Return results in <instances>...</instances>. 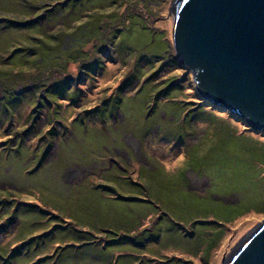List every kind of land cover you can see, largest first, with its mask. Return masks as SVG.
I'll use <instances>...</instances> for the list:
<instances>
[{
    "label": "rangeland",
    "instance_id": "1",
    "mask_svg": "<svg viewBox=\"0 0 264 264\" xmlns=\"http://www.w3.org/2000/svg\"><path fill=\"white\" fill-rule=\"evenodd\" d=\"M40 1L0 0V264H222L264 221V132L201 97L174 0Z\"/></svg>",
    "mask_w": 264,
    "mask_h": 264
},
{
    "label": "water",
    "instance_id": "2",
    "mask_svg": "<svg viewBox=\"0 0 264 264\" xmlns=\"http://www.w3.org/2000/svg\"><path fill=\"white\" fill-rule=\"evenodd\" d=\"M172 43L201 97L264 132V0H174ZM222 264H264V221Z\"/></svg>",
    "mask_w": 264,
    "mask_h": 264
},
{
    "label": "flooded vegetation",
    "instance_id": "3",
    "mask_svg": "<svg viewBox=\"0 0 264 264\" xmlns=\"http://www.w3.org/2000/svg\"><path fill=\"white\" fill-rule=\"evenodd\" d=\"M43 1H45V2H43ZM51 0H41L40 1V4H39V9L41 8V6L42 5H45V4H47L48 2H50ZM79 10H81V8L79 9ZM76 10H73V11H71V14L73 15V14H76ZM49 12H48V9H46V13H45V15H43V14H40V18H39V21H42V23H44L43 21H45L46 20V17L49 15L48 14ZM49 35H50V33H49ZM60 39H61V37H59ZM54 43V42H53ZM64 43L65 44H67V43H72L73 45H75L76 43H75V39H72V38H70V39H66L65 41H64ZM102 50L103 49H101V54H102ZM55 52H57V55H58V57H56V59L57 60H59V62L60 63H64V60L61 58V56H62V54H61V52H62V50H61V46L59 47V44L57 45V47H55V48H52V51H51V53L50 54H54ZM68 54H69V50H68ZM41 62H43L44 63V60L43 61H41ZM52 62H53V60H52ZM59 62H58V64H59ZM78 69V71L79 70H81V71H83L84 72V76H83V78L84 77H86L87 79H89V77H88V75H87V72H88V68H86V67H83V68H77ZM78 74V73H77ZM77 74H73V75H77ZM85 78V79H86ZM66 80H67V85L64 87L63 86V81H61L60 83H58L59 84V86H63L65 89L66 88H68L69 89V87H68V83H69V80H70V77H68V78H66ZM66 80H64V84H65V81ZM53 88L55 87L54 85H53V83H52V85H51ZM73 87V86H72ZM75 87H76V89H75V91H76V96H77V98L79 99V95H80V92H78V89H80L79 87V85L77 86L76 84H75ZM50 88V87H49ZM35 89V87L33 86V85H31V89H30V91H31V93L33 92V90ZM54 89H56V88H54ZM56 91V90H55ZM64 97L63 95H60V97ZM60 99V98H59ZM62 100V99H61ZM49 105L51 106V107H49ZM46 107L48 108V110L49 109H53L54 108V104L53 103H50V102H48L47 103V105H46ZM48 112V111H47ZM32 114V113H31ZM35 120H36V118H35ZM48 125H49V121H47V127H48ZM32 127V126H31ZM30 127V128H31ZM47 127L45 128V129H47ZM44 129V130H45ZM48 129H50V128H48ZM44 130L42 129H40V125L38 124H35V122H34V126H33V129H32V135L30 134L29 136H27V134H29L27 131H19L18 133H20L19 134V136H22V138L24 139V138H27L28 137V139H33V141H35V140H37V138L41 135V137L42 136H44L45 135V133H44ZM26 136V137H25ZM40 139V138H39ZM10 140V139H9ZM15 156H20V154H15ZM1 188H3V189H5V185H4V183H3V181H0V189ZM1 202V201H0Z\"/></svg>",
    "mask_w": 264,
    "mask_h": 264
},
{
    "label": "bare ground",
    "instance_id": "4",
    "mask_svg": "<svg viewBox=\"0 0 264 264\" xmlns=\"http://www.w3.org/2000/svg\"><path fill=\"white\" fill-rule=\"evenodd\" d=\"M173 16H175V11L173 12ZM110 52H108V54H109ZM202 183H203V181H201V180H199V179H197V178H193V185H197V184H199L200 186H202Z\"/></svg>",
    "mask_w": 264,
    "mask_h": 264
},
{
    "label": "clouds",
    "instance_id": "5",
    "mask_svg": "<svg viewBox=\"0 0 264 264\" xmlns=\"http://www.w3.org/2000/svg\"><path fill=\"white\" fill-rule=\"evenodd\" d=\"M176 163H177V164H183V163H184L183 157H181L180 160L177 161Z\"/></svg>",
    "mask_w": 264,
    "mask_h": 264
},
{
    "label": "trees",
    "instance_id": "6",
    "mask_svg": "<svg viewBox=\"0 0 264 264\" xmlns=\"http://www.w3.org/2000/svg\"><path fill=\"white\" fill-rule=\"evenodd\" d=\"M66 83H67V82H66ZM66 85H67V84H64V83H63V86H64V87H65ZM54 86H55L54 88H58V87H59V84H55ZM61 95H62V94H61ZM76 99H77V96H76Z\"/></svg>",
    "mask_w": 264,
    "mask_h": 264
}]
</instances>
